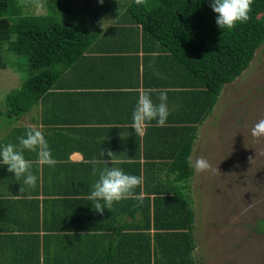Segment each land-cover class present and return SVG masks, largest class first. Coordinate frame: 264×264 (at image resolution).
<instances>
[{"label":"crops","instance_id":"0c3cea01","mask_svg":"<svg viewBox=\"0 0 264 264\" xmlns=\"http://www.w3.org/2000/svg\"><path fill=\"white\" fill-rule=\"evenodd\" d=\"M104 20L105 28L110 24L107 30L101 29L37 104L21 115L8 112L5 98L13 88L4 87H21L27 72L13 70L5 61L0 67L14 71L4 76L9 83L0 88V144H18L19 136L38 127L55 160L53 166L42 164L36 153L25 151L38 182L35 188L24 186L23 192L22 179L18 181L6 165L0 167V264L177 263L184 256L177 249L186 250L188 241L173 228L186 216L175 196H184L192 207L191 200L202 202V180L226 175V161L221 159L208 171L193 168L189 184L179 180L173 164L193 133V160L207 159L211 150L219 157L227 147L229 114L220 105L229 83L211 109L202 81L157 39L143 33L141 25L133 24L125 9ZM145 90L155 102L160 92H167L170 115L163 127L153 121L135 131L131 113ZM106 167L141 176L142 183L134 195L99 212L90 192ZM196 228L195 215L197 242ZM197 248L193 254L201 261Z\"/></svg>","mask_w":264,"mask_h":264},{"label":"trees","instance_id":"16d2710c","mask_svg":"<svg viewBox=\"0 0 264 264\" xmlns=\"http://www.w3.org/2000/svg\"><path fill=\"white\" fill-rule=\"evenodd\" d=\"M46 5L52 14L27 13L22 0H0V67L6 66V53L26 54L28 58L26 80L5 98L11 115H21L35 106L100 35V5L106 13L120 14L115 0H103L102 4L97 0L94 14L88 18L75 15L74 0H46ZM126 12L133 24L141 25L143 33L157 39L202 81L211 109L224 85L242 75L264 42V0H253L248 21L230 30L217 26V14L210 8L209 0H131ZM195 138V133L187 138L173 164L181 181L193 175L187 157ZM175 198L183 202L186 216L173 228L183 232L188 244L184 251L177 249L181 257L184 254L181 260L166 264H197L193 254L195 213L188 199L179 194ZM164 250L161 252L167 248ZM177 250L169 248L171 254Z\"/></svg>","mask_w":264,"mask_h":264},{"label":"rangeland","instance_id":"374dc122","mask_svg":"<svg viewBox=\"0 0 264 264\" xmlns=\"http://www.w3.org/2000/svg\"><path fill=\"white\" fill-rule=\"evenodd\" d=\"M130 1L115 0L116 7L126 10ZM22 2L27 13L52 14L46 0ZM96 5L97 0H74L75 15L91 17ZM100 11L101 21L111 15L104 12L103 5ZM4 61L13 70H25L28 65L26 54H5ZM13 72L0 70L1 89V85L9 83L4 76ZM237 79L224 88V102L220 105L229 114L227 147H222L219 157L211 150L207 158L211 168L224 159L226 175L203 176L206 180L198 186V192L203 194L202 202L190 201L196 215L199 264H264V231L258 230L257 225L258 220H264V137H254L251 131L259 119H264V42ZM15 82L20 83L18 79ZM4 129L2 126L1 130ZM188 182L191 184V180Z\"/></svg>","mask_w":264,"mask_h":264},{"label":"clouds","instance_id":"9594fccd","mask_svg":"<svg viewBox=\"0 0 264 264\" xmlns=\"http://www.w3.org/2000/svg\"><path fill=\"white\" fill-rule=\"evenodd\" d=\"M102 4L103 0H99ZM253 0H209V6L216 13V24L222 30H230L238 23H245L249 19V12ZM106 20L101 22L105 31ZM110 21V20H108ZM170 115L167 92L159 93L158 102H155L149 91L145 90L138 95L136 104L131 113L132 127L136 130L143 129L147 124L155 121L158 126H165ZM252 135L264 137V119H259L252 128ZM18 144H0V167L7 166L19 181L22 179L21 192L27 188H35L38 176L32 171V161L25 157V151L36 153L37 159L42 164L53 166L55 160L45 138V134L38 127H30L26 133L18 138ZM104 156V153L102 152ZM107 156L111 159L113 153ZM188 167L196 172L211 169L209 161L203 157L195 160L187 157ZM142 183V177L125 172L118 167H106L99 172L98 179L92 186L90 198L97 201L96 211L102 212L105 208L111 209L114 202L126 199L135 194L136 188ZM103 202V205L100 202ZM258 230L264 231V220L257 221Z\"/></svg>","mask_w":264,"mask_h":264},{"label":"bare ground","instance_id":"6f19581e","mask_svg":"<svg viewBox=\"0 0 264 264\" xmlns=\"http://www.w3.org/2000/svg\"><path fill=\"white\" fill-rule=\"evenodd\" d=\"M182 195V194H181Z\"/></svg>","mask_w":264,"mask_h":264}]
</instances>
